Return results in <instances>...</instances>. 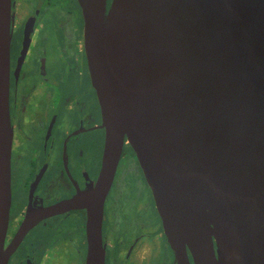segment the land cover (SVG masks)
I'll use <instances>...</instances> for the list:
<instances>
[{"label":"water","instance_id":"obj_1","mask_svg":"<svg viewBox=\"0 0 264 264\" xmlns=\"http://www.w3.org/2000/svg\"><path fill=\"white\" fill-rule=\"evenodd\" d=\"M106 140L85 264H105L103 205L124 140L178 264H264V0H80ZM11 0H0V264L11 205Z\"/></svg>","mask_w":264,"mask_h":264},{"label":"flooded vegetation","instance_id":"obj_2","mask_svg":"<svg viewBox=\"0 0 264 264\" xmlns=\"http://www.w3.org/2000/svg\"><path fill=\"white\" fill-rule=\"evenodd\" d=\"M10 34L7 264H85L86 209L62 204L95 185L106 130L80 0H11ZM125 159L130 165L121 171ZM101 236L105 264H178L126 139L105 196ZM187 257L193 264L188 249Z\"/></svg>","mask_w":264,"mask_h":264},{"label":"rangeland","instance_id":"obj_3","mask_svg":"<svg viewBox=\"0 0 264 264\" xmlns=\"http://www.w3.org/2000/svg\"><path fill=\"white\" fill-rule=\"evenodd\" d=\"M129 165H130V162H129L128 159L123 160V161H122L121 171H124V168H125V167H129ZM122 175H123V174H122ZM122 175H121V177H122ZM129 179H130V178H127V181L125 180V182L127 183ZM132 189H133V187H132Z\"/></svg>","mask_w":264,"mask_h":264}]
</instances>
